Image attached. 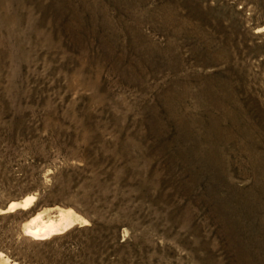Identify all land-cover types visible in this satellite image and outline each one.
<instances>
[{
	"label": "rangeland",
	"instance_id": "obj_1",
	"mask_svg": "<svg viewBox=\"0 0 264 264\" xmlns=\"http://www.w3.org/2000/svg\"><path fill=\"white\" fill-rule=\"evenodd\" d=\"M0 264H264V0H0Z\"/></svg>",
	"mask_w": 264,
	"mask_h": 264
},
{
	"label": "bare ground",
	"instance_id": "obj_2",
	"mask_svg": "<svg viewBox=\"0 0 264 264\" xmlns=\"http://www.w3.org/2000/svg\"><path fill=\"white\" fill-rule=\"evenodd\" d=\"M33 200V199H32ZM28 202V201H27ZM30 202V201H29ZM13 207V206H12ZM6 211V210H5ZM72 224L70 212H62L58 221H43L40 214L36 215L29 223H27V230L32 235H56L65 227Z\"/></svg>",
	"mask_w": 264,
	"mask_h": 264
}]
</instances>
